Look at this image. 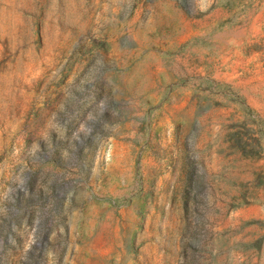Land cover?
Instances as JSON below:
<instances>
[{
  "label": "rangeland",
  "instance_id": "374dc122",
  "mask_svg": "<svg viewBox=\"0 0 264 264\" xmlns=\"http://www.w3.org/2000/svg\"><path fill=\"white\" fill-rule=\"evenodd\" d=\"M0 264H264V0H0Z\"/></svg>",
  "mask_w": 264,
  "mask_h": 264
}]
</instances>
